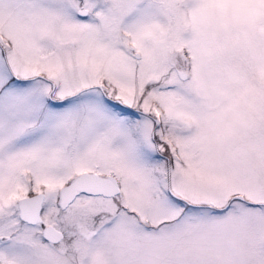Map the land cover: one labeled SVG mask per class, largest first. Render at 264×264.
<instances>
[{
	"label": "snow or ice",
	"instance_id": "snow-or-ice-1",
	"mask_svg": "<svg viewBox=\"0 0 264 264\" xmlns=\"http://www.w3.org/2000/svg\"><path fill=\"white\" fill-rule=\"evenodd\" d=\"M201 228L264 264V0H0V264Z\"/></svg>",
	"mask_w": 264,
	"mask_h": 264
},
{
	"label": "rangeland",
	"instance_id": "rangeland-1",
	"mask_svg": "<svg viewBox=\"0 0 264 264\" xmlns=\"http://www.w3.org/2000/svg\"><path fill=\"white\" fill-rule=\"evenodd\" d=\"M129 248L141 264H167L172 260L178 264H231L242 251L235 237L209 228L157 243L132 239Z\"/></svg>",
	"mask_w": 264,
	"mask_h": 264
}]
</instances>
